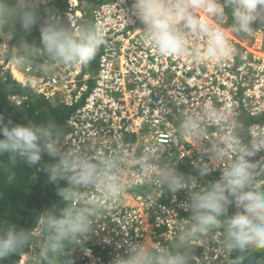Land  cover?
<instances>
[{
  "label": "clouds",
  "instance_id": "1",
  "mask_svg": "<svg viewBox=\"0 0 264 264\" xmlns=\"http://www.w3.org/2000/svg\"><path fill=\"white\" fill-rule=\"evenodd\" d=\"M228 10L233 32L251 36L254 25L264 26V0H134L132 5L133 14L144 25L142 39L160 56L187 57L197 63L233 56L234 47L222 27ZM17 24L24 34L39 25L41 39L39 44L30 43L21 35L11 56L16 65L27 64L42 53L56 63L87 65L106 43L99 25L84 26L76 32L52 9L42 8L41 0H0V32ZM193 35L203 36L204 44L193 46ZM237 126L232 113L206 102L199 111L184 114L178 128L182 137L203 143L199 162L192 163L191 172L160 165L149 152L135 158L139 173L155 177L162 195L186 193L183 205L189 216L184 223L188 228L172 249L146 240L129 243L126 254L116 256L113 264H191L187 245L215 229H223L221 243L229 255L248 249L264 253V182L258 179L261 162L253 159L264 151V138L245 142L235 130ZM0 137V157L7 155L12 165L18 158L28 166L40 165L44 154L54 160L44 163L43 168L50 183H64L57 188L63 207L36 217L45 234L41 258L47 264H57L58 257H65L63 264H72L68 246H83L93 233L94 218L120 200L124 173L119 146L111 155L101 152L89 156L77 147L65 150L54 122L5 123L2 115ZM205 159L222 166L212 168ZM216 170L220 171L219 178L208 179L201 186L200 180ZM233 205L235 211L229 214ZM32 237L28 228L0 227V261L27 247ZM242 262L243 257H237L231 264Z\"/></svg>",
  "mask_w": 264,
  "mask_h": 264
},
{
  "label": "built area",
  "instance_id": "2",
  "mask_svg": "<svg viewBox=\"0 0 264 264\" xmlns=\"http://www.w3.org/2000/svg\"><path fill=\"white\" fill-rule=\"evenodd\" d=\"M133 3L92 0L93 25L104 30L106 40L96 71L91 70V61L69 66L50 59L41 75H30L31 69L26 70V87L71 109L61 135L65 150L77 147L95 156L101 152L111 155L120 148L124 173L120 200L94 218L93 233L83 246L69 250L73 264H113L116 256L126 254L129 243L145 240L172 249L187 230L186 193L162 195L155 177L142 176L135 166V158L149 152L160 165L192 171L203 143L178 133L184 114L211 102L233 114L238 122L235 130L243 141L264 138V26L256 24L253 35L239 33L238 37L231 31L233 21L228 10L222 27L234 47L233 56L197 63L187 57L160 56L147 44L142 39L144 25L133 14ZM68 4L65 17L79 32L83 16L79 1L68 0ZM190 42L203 45L205 40L193 35ZM253 159L261 162L258 179L264 182V151ZM204 162L212 168L222 166L207 159ZM219 176L216 170L200 184ZM39 228L42 230L39 226L36 232ZM222 240L223 229L192 240L186 248L191 264H229L231 255ZM38 250L40 253L26 256L25 264L37 262L41 247Z\"/></svg>",
  "mask_w": 264,
  "mask_h": 264
},
{
  "label": "trees",
  "instance_id": "3",
  "mask_svg": "<svg viewBox=\"0 0 264 264\" xmlns=\"http://www.w3.org/2000/svg\"><path fill=\"white\" fill-rule=\"evenodd\" d=\"M41 7L52 9L56 16L62 18L61 20L67 24L65 14L69 11L68 0H48L47 3H42ZM79 26L80 28L89 26L86 17L79 21ZM4 44L5 38L0 33V48ZM100 54L101 48L91 61L90 68L93 71L97 69ZM70 113L71 109H67L64 105L53 103L44 96L36 94L29 87L21 85L0 64V115L4 117L5 123L9 120L18 124H26L29 121L41 124L51 121L59 127L62 135ZM51 162L54 160L47 154L43 155L42 164L36 166H28L19 158L16 164L12 165L7 155L0 157V227L15 225L17 228H28L33 232L32 240L27 247L0 261V264H25L26 254L29 252L39 226L35 222L36 217L47 210L59 211L63 207L57 195V188L64 186V183L61 182L60 185L50 183L48 174L43 168L44 163ZM234 211L233 205L229 209V214ZM73 247L69 245L66 251ZM36 252L40 253L39 250ZM237 257H243L242 264H264V253L255 249L232 253L229 264ZM64 259L65 257H58L57 264H63ZM33 264H47V261L40 256Z\"/></svg>",
  "mask_w": 264,
  "mask_h": 264
},
{
  "label": "rangeland",
  "instance_id": "4",
  "mask_svg": "<svg viewBox=\"0 0 264 264\" xmlns=\"http://www.w3.org/2000/svg\"><path fill=\"white\" fill-rule=\"evenodd\" d=\"M48 0H41L42 3H47ZM79 1V10H82V19L86 17L87 22L89 25H93L92 17H91V9H92V0H78ZM67 24L70 26V23L66 19ZM71 27V26H70ZM17 28V29H16ZM10 26L6 30L0 32L5 38V44L2 48H0V64L2 65L3 69L6 71H9L13 78L17 79V81L22 85H25V79L29 78V73L26 72L28 68L31 69L30 75H41L45 70L43 66L48 67V57L46 54H41L37 58L33 59L27 64L24 65H16L11 62V56L13 53V50L17 48L20 40L22 39L21 35H24L25 38L30 42H35L37 44L40 43L41 39V33L39 31V27L35 26L31 33L24 34L20 25L17 24V26ZM72 28V27H71ZM73 29V28H72ZM74 30V29H73ZM237 36L239 37L240 34L237 33ZM135 193L138 194H145L142 190H135ZM42 229V228H41ZM43 229L40 230V228L37 230L34 240L30 246L29 252L26 254L27 256H33L34 253L41 247V244L45 238V235L42 233ZM37 254V253H36Z\"/></svg>",
  "mask_w": 264,
  "mask_h": 264
}]
</instances>
